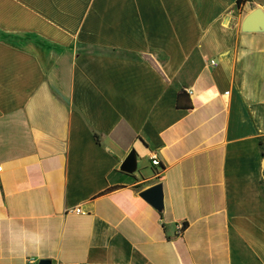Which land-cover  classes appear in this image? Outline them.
<instances>
[{
	"label": "crops",
	"instance_id": "0c3cea01",
	"mask_svg": "<svg viewBox=\"0 0 264 264\" xmlns=\"http://www.w3.org/2000/svg\"><path fill=\"white\" fill-rule=\"evenodd\" d=\"M258 8L0 0V264H264Z\"/></svg>",
	"mask_w": 264,
	"mask_h": 264
},
{
	"label": "water",
	"instance_id": "95a60500",
	"mask_svg": "<svg viewBox=\"0 0 264 264\" xmlns=\"http://www.w3.org/2000/svg\"><path fill=\"white\" fill-rule=\"evenodd\" d=\"M243 31L261 30L264 32V12L261 9H255L250 13L242 24ZM134 153H130L122 163L120 169L124 172H129L134 165ZM149 205L156 210L163 208V194L161 186L155 185L143 191L140 195ZM38 264H51L50 260L41 259Z\"/></svg>",
	"mask_w": 264,
	"mask_h": 264
},
{
	"label": "built area",
	"instance_id": "2783aa9c",
	"mask_svg": "<svg viewBox=\"0 0 264 264\" xmlns=\"http://www.w3.org/2000/svg\"><path fill=\"white\" fill-rule=\"evenodd\" d=\"M210 64L214 66L215 65V62L214 61H211ZM150 163H151L152 166L159 167V161H158V159H157L156 156H152L150 158ZM70 212L71 213H74V214H81L80 208H76V209H74V210H72ZM183 229H184L183 226H180V225L176 226V233H177V235H180L182 233Z\"/></svg>",
	"mask_w": 264,
	"mask_h": 264
},
{
	"label": "trees",
	"instance_id": "16d2710c",
	"mask_svg": "<svg viewBox=\"0 0 264 264\" xmlns=\"http://www.w3.org/2000/svg\"><path fill=\"white\" fill-rule=\"evenodd\" d=\"M249 0H236V7L240 9L245 3H247ZM178 105V104H177Z\"/></svg>",
	"mask_w": 264,
	"mask_h": 264
},
{
	"label": "rangeland",
	"instance_id": "374dc122",
	"mask_svg": "<svg viewBox=\"0 0 264 264\" xmlns=\"http://www.w3.org/2000/svg\"><path fill=\"white\" fill-rule=\"evenodd\" d=\"M250 7H255L254 5H252L251 3H250V5H249ZM258 9H260V8H258ZM264 12V11H263Z\"/></svg>",
	"mask_w": 264,
	"mask_h": 264
}]
</instances>
